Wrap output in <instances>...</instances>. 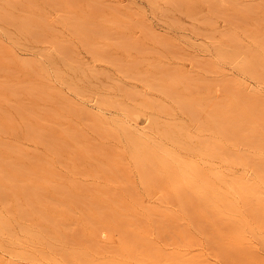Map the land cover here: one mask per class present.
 <instances>
[{"label":"rangeland","instance_id":"obj_1","mask_svg":"<svg viewBox=\"0 0 264 264\" xmlns=\"http://www.w3.org/2000/svg\"><path fill=\"white\" fill-rule=\"evenodd\" d=\"M0 105V264H264V0H0Z\"/></svg>","mask_w":264,"mask_h":264},{"label":"bare ground","instance_id":"obj_2","mask_svg":"<svg viewBox=\"0 0 264 264\" xmlns=\"http://www.w3.org/2000/svg\"><path fill=\"white\" fill-rule=\"evenodd\" d=\"M176 6V5H175ZM178 8V7H177ZM127 9V8H126ZM113 11V10H112ZM114 12V11H113ZM232 17V16H231ZM123 19V18H122ZM132 21V20H131ZM207 22V21H206ZM240 22V21H239ZM135 24V23H134ZM137 24V23H136ZM175 24V23H174ZM119 25V24H118ZM116 26V25H115ZM121 26V24L119 25V27ZM134 26V25H133ZM122 27V26H121ZM120 27V28H121ZM140 27V26H139ZM140 29V28H139ZM76 30V29H75ZM73 31V30H72ZM73 33V32H72ZM145 34V33H144ZM209 34V33H208ZM78 35H81L80 34V32L78 33ZM102 35V34H101ZM152 35V34H151ZM104 36H106V35H104ZM117 37H119V36H117ZM146 37H148V36H146ZM151 37V36H150ZM157 38V37H156ZM203 39V38H202ZM110 40V39H109ZM153 40V39H152ZM117 41V40H116ZM156 41V40H155ZM118 42V41H117ZM195 42V41H194ZM156 44V43H155ZM86 45V44H85ZM117 45V44H116ZM58 48V47H57ZM56 48V49H57ZM64 49V47H61L60 48V50L61 49ZM90 49H91V47H89ZM59 49V48H58ZM151 49V48H150ZM149 50V49H148ZM225 50V49H224ZM91 51V50H90ZM94 51V50H93ZM100 51V50H99ZM136 51V50H135ZM142 51V50H141ZM145 50H143V52H144ZM152 50H150V52H151ZM155 51V50H154ZM223 51V50H222ZM222 51H221V53H222ZM226 51V50H225ZM224 51V52H225ZM228 51H230V49L228 50ZM227 51V52H228ZM56 52V51H55ZM63 52V51H62ZM160 52V51H159ZM169 52V51H168ZM100 53H101V51H100ZM99 53V54H100ZM155 53V52H154ZM170 53V52H169ZM58 54V53H57ZM95 54V53H94ZM172 54V53H171ZM225 54H226V52H225ZM63 55H65V52L63 53ZM155 55H157V53H155ZM230 55H234V54H230ZM229 55V56H230ZM160 56H161V54H160ZM176 56V55H175ZM180 56V55H179ZM225 56H227V55H225ZM228 56V57H229ZM11 57V56H10ZM45 57V56H44ZM56 57V56H55ZM213 57V56H212ZM231 57H233V56H230V58ZM61 58V57H60ZM189 58V57H188ZM227 58V57H226ZM229 58V59H230ZM55 59H57V58H55ZM62 59V58H61ZM69 59V58H68ZM191 59V61L193 60L192 58H190ZM222 59V58H221ZM12 60V59H11ZM20 60V59H19ZM41 60V59H40ZM47 60V59H46ZM49 60V59H48ZM228 60V59H227ZM51 61V60H50ZM49 61V62H50ZM69 61V60H68ZM220 61H222V60H220ZM231 61V60H230ZM8 62V61H7ZM21 62V61H20ZM36 62V61H35ZM228 62V61H227ZM232 62V61H231ZM8 63H10V62H8ZM56 63V62H55ZM61 63H62V61H61ZM67 63V62H66ZM216 63H218V62H216ZM215 63V64H216ZM221 63H223V61L221 62ZM225 63V62H224ZM229 63V62H228ZM12 64V63H11ZM50 65H52V63H49ZM14 65V64H13ZM32 65H33V63H32ZM54 65H56V64H54ZM228 65V64H227ZM232 65V64H231ZM57 66V65H56ZM70 65H68V67H69ZM12 67V66H11ZM38 67V66H37ZM58 67V66H57ZM65 67H66V65H65ZM71 67V66H70ZM69 67V68H70ZM149 67V66H148ZM223 67V66H222ZM23 68V67H22ZM25 68H26V66H25ZM67 68V67H66ZM65 68V69H66ZM24 69V68H23ZM49 69V68H48ZM57 69V68H56ZM68 69V68H67ZM66 69V70H67ZM76 69V68H75ZM224 69V68H223ZM61 70V69H60ZM65 70V71H66ZM76 70H78V69H76ZM4 71V70H3ZM24 71L26 72V70L24 69ZM40 71H42V70H40ZM68 71H71L70 69L68 70ZM75 71V70H74ZM230 71V70H229ZM24 72V73H25ZM31 72V71H30ZM42 72H44V71H42ZM234 72V71H233ZM3 73V72H2ZM60 73V72H59ZM73 73V72H72ZM4 74V73H3ZM30 74V73H29ZM40 74H41V72H40ZM44 74V73H43ZM47 74H49V72L47 73ZM65 74V73H64ZM66 75V74H65ZM75 75H76V73H75ZM46 76V75H45ZM5 77V76H4ZM29 77V76H28ZM68 77V76H67ZM56 78V77H55ZM84 78V77H83ZM32 79V78H31ZM33 79H35L34 77H33ZM68 80H69V78H67ZM94 79H95V77H94ZM36 80V79H35ZM60 80V79H59ZM72 80V79H71ZM207 80V79H206ZM33 81V80H32ZM37 81V80H36ZM63 81V80H62ZM91 81V80H90ZM74 83V82H73ZM5 84V83H4ZM34 84V83H33ZM46 84V83H45ZM23 85V84H22ZM198 85V84H197ZM59 86V85H58ZM71 86V85H70ZM116 86V85H115ZM22 87V86H21ZM25 87H27V86H25ZM39 87V86H38ZM72 87V86H71ZM74 87V86H73ZM16 88V87H15ZM22 88H24V86L22 87ZM29 88H30V86H29ZM78 88H80V87H78ZM87 88V87H86ZM118 88V87H117ZM19 89H20V87H19ZM28 89V88H27ZM27 89H23V90H25V92H28V91H26ZM49 89V88H48ZM72 89V88H71ZM75 89H77V88H75ZM18 90V89H17ZM23 90H21V91H23ZM28 90H30V89H28ZM33 90V89H32ZM31 90V91H32ZM35 90V89H34ZM231 90V89H230ZM16 91V90H15ZM255 91V90H254ZM18 92V91H17ZM30 93V92H29ZM40 93V92H39ZM79 93V92H78ZM19 94V93H18ZM25 94V93H24ZM80 94V93H79ZM81 94H82V91H81ZM13 95V94H12ZM17 95V94H16ZM21 95V94H20ZM33 95V94H32ZM71 95V94H70ZM14 96V95H13ZM46 96H48L47 94H46ZM50 96V95H49ZM48 96V97H49ZM74 96V95H73ZM94 96V95H93ZM42 97H43V95H42ZM48 97H46V98H48ZM52 97V96H51ZM59 97V96H58ZM39 98V97H38ZM50 98V97H49ZM48 98V99H49ZM96 98H97V95H96ZM115 98V97H114ZM134 98V97H133ZM53 99H54V96H53ZM95 99V98H94ZM106 99V98H105ZM135 99V98H134ZM7 101V100H6ZM39 102V101H38ZM52 102V101H51ZM8 104V103H7ZM84 104V103H83ZM6 105V104H5ZM1 106V105H0ZM10 108V107H9ZM37 109V108H36ZM15 110V109H14ZM1 111V110H0ZM26 111H28V110H26ZM37 111H38V109H37ZM50 111V110H49ZM48 111V112H49ZM57 111V110H56ZM15 112V111H14ZM53 112H55V111H53ZM100 112V111H99ZM111 112V111H110ZM146 112V111H145ZM3 113V112H2ZM1 113V114H2ZM28 113V112H27ZM47 113V112H46ZM56 113V112H55ZM54 113V114H55ZM104 113V112H103ZM149 113V112H148ZM15 114V113H14ZM31 114V113H30ZM36 114V113H35ZM43 114H45V113H43ZM51 114V113H50ZM49 114V115H50ZM104 114H106V113H104ZM6 115V114H5ZM32 115V114H31ZM37 115V114H36ZM52 115V114H51ZM93 115V114H92ZM118 115V114H117ZM155 115V114H154ZM2 116H4V115H2ZM35 116V115H34ZM106 116V115H105ZM114 116H115V114H114ZM121 116V115H120ZM46 117V116H45ZM49 117V116H48ZM56 117V116H55ZM91 118H92V116H90ZM29 118V117H28ZM56 118H58V117H56ZM55 118V119H56ZM165 118V117H164ZM30 119H31V117H30ZM40 119V118H39ZM89 119V118H88ZM180 119V118H179ZM6 120V119H5ZM23 120V119H22ZM21 120V121H22ZM123 120V119H122ZM168 120H170V119H168ZM25 123V122H24ZM24 123H21V124H24ZM127 123V122H126ZM2 124V123H1ZM27 124V123H26ZM26 124H25V126H26ZM49 124V123H48ZM127 124H129V123H127ZM187 124H188V122H187ZM53 125V124H52ZM116 125V128H118V130L120 131V132H123V133H125V131H128V129H129V127L127 126V125H125V124H123V122L122 121H120V123H116L115 124ZM189 125V124H188ZM24 126V127H25ZM27 126H29L28 124H27ZM134 127H136V125L134 126ZM3 128V127H2ZM28 128V127H27ZM49 129V128H48ZM28 130V129H27ZM99 130H101L100 128H99ZM24 131V130H23ZM32 131H34L33 129H32ZM39 132V131H38ZM132 132V131H131ZM28 133V132H27ZM34 133V135H35V132H33ZM32 133V134H33ZM37 133V132H36ZM148 133V132H147ZM20 134V133H19ZM3 135V134H2ZM27 135V134H26ZM88 135V134H87ZM152 135V134H151ZM206 135V134H205ZM19 136V135H18ZM36 136H38V135H36ZM208 136V135H207ZM206 136V137H207ZM213 137V136H212ZM23 138V137H22ZM25 138H26V136H25ZM43 138V137H42ZM168 138V137H167ZM217 138V137H216ZM27 140V139H26ZM25 140V141H26ZM159 140V139H158ZM182 140V139H181ZM40 141V140H39ZM151 142V141H150ZM172 142V141H171ZM180 142H182V141H180ZM42 143H43V141H42ZM165 144H167V143H165ZM172 144V143H171ZM3 145V144H2ZM42 145V144H41ZM140 144H138V143H135V142H132V140L131 139H129L128 138V140H127V147L129 148V153L131 154V158L134 160L133 162H135V164H137L138 165V167H140L141 168V172H142V174L145 176L146 175V171H145V166H147V164H148V162H149V159L151 158V157H153V156H155V155H147V153L144 151V150H142L141 149V147L139 146ZM168 145V144H167ZM225 145V144H224ZM104 146V145H103ZM166 146V145H165ZM172 146V145H171ZM13 148V147H12ZM121 148V147H120ZM155 148L156 149H158V151L160 150L159 148H158V146H155ZM226 148V147H225ZM41 149V148H40ZM241 149V148H240ZM39 150V149H38ZM176 150V149H175ZM233 150H234V148H233ZM246 150V149H245ZM201 151V150H200ZM11 152V151H10ZM16 153H17V151H16ZM51 154H53V153H51ZM17 157V156H16ZM26 157H28V156H26ZM23 158V157H22ZM13 159H15V158H13ZM26 159V158H25ZM45 159V158H44ZM201 159V158H200ZM260 159V158H259ZM28 160H29V158H28ZM207 160V159H206ZM15 161V160H14ZM13 161V162H14ZM258 162V161H257ZM5 163V162H4ZM15 164V163H14ZM214 164V163H213ZM216 164V163H215ZM257 164V163H256ZM3 165V164H2ZM9 165V164H8ZM10 165H12V163L10 164ZM258 165V164H257ZM5 166V165H4ZM19 166V164L16 166V168ZM22 166V165H21ZM13 168V167H12ZM22 168V167H21ZM21 168H19L20 170H21ZM221 168V167H220ZM18 169V170H19ZM23 169V168H22ZM221 170V169H220ZM16 171V170H15ZM23 171V170H22ZM1 173V172H0ZM19 173V172H18ZM3 172H2V176H3ZM20 174H22V172H20ZM14 175V174H13ZM146 177V176H145ZM14 178V177H13ZM13 178H11V179H13ZM253 178V177H252ZM251 178V179H252ZM15 179H16V177H15ZM257 179V178H256ZM5 180H7L6 179V177H5ZM33 180V179H32ZM14 181V180H13ZM33 181H35V180H33ZM236 181H238V180H236ZM257 181H258V179H257ZM5 183L7 182V181H4ZM53 184V183H52ZM228 185H230L231 186V190L229 191V189L227 188V187H225V182L224 181H222V182H220V183H218L217 184V186H215V184H211V185H207V184H202V185H200L198 188H199V190H198V192L200 193V194H202L203 195V197L205 198V197H207V198H209V199H211L212 201H213V203L214 204H219L220 206L221 205H223L225 208H227V207H230V206H234L233 204L234 203H236L237 202V200L235 199V198H237V196L239 195V192H241V190H243V186L242 185H239L238 186V184L236 183V184H232V182L231 183H228ZM13 187V186H12ZM23 187V186H22ZM52 187V186H51ZM114 187V186H113ZM48 188V187H47ZM241 189V190H240ZM49 190V189H48ZM51 191V190H50ZM0 192H1V190H0ZM40 192V191H39ZM2 193V192H1ZM42 193V192H41ZM26 195V194H25ZM2 196V195H1ZM30 197V196H29ZM23 198V197H22ZM43 195H42V200H43ZM138 198V197H137ZM199 199V198H198ZM15 200V199H14ZM16 201V200H15ZM30 201V200H29ZM21 202V201H20ZM26 203V202H25ZM255 203V202H254ZM153 204V203H152ZM40 205V204H39ZM55 208V207H54ZM31 209V208H30ZM11 210V209H10ZM9 210V211H10ZM2 211V210H1ZM0 211V212H1ZM8 211V212H9ZM23 211V210H22ZM13 212V211H12ZM2 213V212H1ZM24 213V212H23ZM8 215H9V213H8ZM40 216V215H39ZM158 217V216H157ZM13 220V219H12ZM9 221H10V219H9ZM179 222H180V220H179ZM0 224L5 228V223L4 222H0ZM12 224V223H11ZM148 224V223H147ZM1 225H0V231H1V228H3V227H1ZM119 226V225H118ZM150 227V226H149ZM119 228H121V227H119ZM148 228V227H147ZM189 228V227H188ZM42 229V228H41ZM41 229L39 230V231H41ZM190 230V229H189ZM195 230V229H194ZM68 232V231H67ZM63 233H65V231L63 232ZM202 233V232H201ZM153 234V233H152ZM1 235L2 234H0V238H1ZM8 236V235H7ZM34 236V235H33ZM33 236H31L30 235V238L31 239H33L32 237ZM153 236V235H152ZM194 236V235H193ZM10 238V237H9ZM82 238V237H81ZM8 239V238H7ZM34 239H35V237H34ZM9 240V239H8ZM47 240V239H46ZM51 240V239H50ZM196 240V239H195ZM201 240V239H200ZM55 240H53V242H54ZM47 243V242H46ZM55 243V242H54ZM85 243V242H84ZM224 243V242H223ZM49 244V243H48ZM59 244V243H58ZM115 244V243H114ZM15 245V244H14ZM17 246H18V244H16ZM85 246V245H84ZM1 247H2V242H1ZM6 247V246H5ZM11 247H12V245H11ZM11 247H9V248H11ZM20 247V246H19ZM161 247V246H160ZM3 248V247H2ZM17 248V247H16ZM22 248V247H21ZM41 248V247H40ZM202 248V247H201ZM1 249V248H0ZM12 249H13V247H12ZM18 249V248H17ZM48 249H50L49 247H48ZM65 249H67V248H65ZM75 250V249H74ZM81 250V249H80ZM178 250V249H177ZM17 251H19V250H17ZM44 251H45V249H44ZM47 251V250H46ZM50 251V250H49ZM112 251H113V249H112ZM111 251V252H112ZM179 251V250H178ZM195 251V250H194ZM201 251V250H200ZM203 251V250H202ZM69 252H70V250H69ZM17 253V252H16ZM15 253V254H16ZM18 253H20V252H18ZM84 253V252H83ZM50 254V253H49ZM52 255V254H51ZM50 255V256H51ZM17 256V255H16ZM34 257H35V255H33ZM84 256V255H83ZM37 257V256H36ZM219 257V256H218ZM89 258V257H88ZM133 258V257H132ZM141 258V257H140ZM87 259V258H86ZM11 260V259H10ZM14 260V259H13ZM35 260H37V261H35V262H39L40 264H64L63 262H61V261H59V260H56V258L54 259L53 257H49V258H44V257H39V258H36ZM80 260V259H79ZM184 260V259H183ZM12 261V260H11ZM18 261V260H17ZM23 262V261H22ZM81 262V261H80ZM101 262V261H100ZM106 262V261H105ZM104 262V263H105ZM118 262V261H117ZM211 262V261H210ZM18 263V262H17ZM82 264V263H81ZM88 264V263H87ZM183 264H184V262H183Z\"/></svg>","mask_w":264,"mask_h":264}]
</instances>
